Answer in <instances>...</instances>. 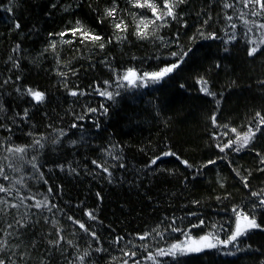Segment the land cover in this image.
<instances>
[{"label": "trees", "instance_id": "16d2710c", "mask_svg": "<svg viewBox=\"0 0 264 264\" xmlns=\"http://www.w3.org/2000/svg\"><path fill=\"white\" fill-rule=\"evenodd\" d=\"M149 2L155 14L135 0H0V168L7 176L0 185L8 190L0 192L7 202L0 203V241H6L0 258L6 264L9 258L81 264L85 252L83 264H264L261 229L234 245L158 255L187 234L227 240L234 208L264 228V125L241 151L235 144L220 151L238 134L255 131L257 113L264 117V9L246 0H170L174 19L165 15V0ZM213 33L215 39L206 38ZM188 50L159 82L130 86L121 79L128 69L159 71ZM201 78L214 95L201 91ZM28 88L43 92L44 101L33 100ZM105 90L114 98L99 94ZM17 147L25 151H9ZM166 152L175 155L151 165ZM45 199L46 207H35Z\"/></svg>", "mask_w": 264, "mask_h": 264}, {"label": "snow or ice", "instance_id": "6c2138e0", "mask_svg": "<svg viewBox=\"0 0 264 264\" xmlns=\"http://www.w3.org/2000/svg\"><path fill=\"white\" fill-rule=\"evenodd\" d=\"M179 2H183V0H179ZM247 2H252L254 4H258L260 5V7L262 9H264V2H262V0H246V6H247ZM135 3L139 6V7H145V6H148L151 8V11L155 14L157 12V8L154 4L150 3L149 0H144L143 3L140 2V0H135ZM226 7H228L229 5H225ZM165 7L167 8V12L165 13V15L167 16H172L174 19H175V15H174V12H173V7L171 6L170 4V0H165ZM9 11H11V9H9ZM114 12H115V9H111L109 10L106 14L108 16H112L114 15ZM258 13L256 12H253L252 15H257ZM157 19H162V17H157ZM228 19L230 20L231 17H228ZM79 24V21L77 22ZM141 23H144L143 21H141ZM245 23H247V21H245ZM15 27L16 28H19L20 27V24L19 23H16L15 24ZM115 27L117 29H120L121 28V23H117L115 25ZM144 27H147V24H144ZM233 27H235V25H233ZM261 28H264V25H260ZM82 28V26H81ZM81 28H77V29H73L72 32L73 34H75L76 32L80 31ZM249 31H251V29H249ZM85 37H87L89 34L85 31L82 33ZM138 34L140 35H143V36H147L148 33L146 32H140L138 30ZM61 36L64 35V33H60ZM206 38H210V39H215V34H210L208 37ZM93 40H100L101 37L100 36H93L92 37ZM230 39L234 40L235 39V36L233 35L232 37H230ZM19 47V46H17ZM52 47L55 48V42L52 43ZM101 48L104 47L103 44L100 45ZM259 48V45H257L256 47H253L250 49L249 51V56H252L254 55L257 50ZM191 50H188L182 54H180L179 56V59H178V62L177 63H173L171 65H167L165 67H162L159 71H156V72H152V73H144V77H148L149 79H151V81L153 83H156V82H159L161 79L169 76L171 73H173L177 68L180 67V65L184 62L185 58L189 55V52ZM173 56H176L177 53H172ZM136 76V72L135 70L133 69H128L127 73L122 77L123 80L125 81H128L129 84H133L135 83V80L134 79H130V77H135ZM144 77H141V79H143ZM19 79V78H17ZM203 84H204V87L201 88V91L206 93L207 95L209 96H212L214 95V93L210 92L207 88V81H203V78H201ZM7 83V81L5 82ZM107 83V82H106ZM17 91H20V89L18 88ZM26 94L27 95H30L33 100H35L36 102H43L44 99H45V94L41 91H34L33 89L31 88H28L26 89ZM71 95L75 96L77 95V93L75 91L71 92L70 93ZM101 96H106L109 100L113 99L114 98V94L112 92H109V91H101L99 93ZM119 93H116V95H118ZM217 103H219V101H217ZM103 107V106H102ZM89 112H95L97 111V109H94V108H90L88 109ZM107 108L104 109V112L107 113ZM257 117H259V123H257L255 125V131L252 130V128H249L248 132H246L243 136H240L239 134L237 135V139L236 141H229V143L227 144H224L223 147L220 148V151L223 152L225 149L227 148H232L233 144L236 145V147L234 148V150L236 152H239L241 151L242 149H244L247 145H249L250 141L254 138V136L256 135V133H259L261 131V125H264V117H260V113H257L256 114ZM28 116V112H27V109H25L24 111V118H27ZM82 119V117H81ZM212 121H213V124L216 123V118L215 116H213L212 118ZM73 127H76V125L74 124ZM97 128H99V125L97 124L96 125ZM233 132H235L236 130L235 129H232ZM61 135H64L63 132H61ZM37 144H39V141H36ZM73 144H75L76 142L73 141L72 142ZM42 147V145H41ZM9 151H14L16 153H20V152H23L25 151V149L23 148H20V147H17L15 149H9ZM169 155H175V153H163V155L161 157H157L156 159L152 160L151 161V165H155L157 160H160L162 159L164 156H169ZM259 155V154H258ZM261 160L262 162H264V157H261ZM183 163L187 166V167H191V165H188L187 161H183ZM209 164H214L216 163L215 160H210L208 161ZM93 164H96L95 161H93ZM149 165V166H151ZM35 167V165H33ZM97 167H101L100 165H96ZM120 167H124V165H120ZM105 173H107L109 175V177H111V172H109L108 168L107 167H104L102 169ZM74 171V170H73ZM0 176H3L5 179H7V176L5 175L4 171L2 168H0ZM247 186V185H245ZM5 191H8L7 189H5L3 187V185H0V192H5ZM49 192H51V189H49ZM253 196H259L260 194L259 193H256V192H253L252 193ZM97 196L99 198V193H97ZM217 199H219V197H217ZM0 203H4L6 204L7 202L6 201H3V200H0ZM194 203H198V202H194ZM42 206H47V200H43V201H37L36 204H35V207L36 208H40ZM11 207H17V205H11ZM259 208H262L264 209V199H261L259 201ZM256 210V206L254 205V208H253V211ZM233 212L235 213L236 215V228H235V231L232 233L231 236L228 237L227 240H219V238H214L215 239V242H210L209 241V236H211L212 234L209 233L208 236H203V237H200V240L201 241H209V242H206V243H203L202 245L200 246H189V247H181L180 245H172V247L167 251L165 252L164 250H159L158 251V255L160 256H165V255H171L173 257L177 256V255H187V254H198V253H202L203 251H205L206 249H216L218 248L219 245H229V244H235V242L238 240L239 237L241 236H244L247 234L248 230H251V229H261V230H264V228H262V225L257 223L255 217L249 219L247 214H245L244 216V219L247 220V223L241 227V224H240V215L241 213L236 211V209L234 208L233 209ZM86 215L89 216V218L91 219H95L94 215L91 213V212H87ZM194 215V214H193ZM71 219V218H70ZM76 223H79L78 221H76ZM204 221L201 220L200 221V224H203ZM200 225H194L193 227H199ZM9 227H11V225H9ZM79 227L81 229H85V225L83 223H79ZM85 231H87V229H85ZM173 231H179L178 228H174ZM10 235V234H9ZM93 237H95V233H92ZM145 236H147V233H145ZM144 237H141V239H143ZM118 239H122V238H118ZM51 243V242H50ZM70 243V242H69ZM5 244H6V241H0V253H4L5 252ZM56 245H59V240L56 241ZM239 250V249H238ZM97 251H99V249H97ZM88 253L85 252L84 253V256H87ZM132 255L134 256L135 253L133 252ZM84 256H81L79 259L81 260V264H83V259H84ZM149 259H155V257H153L151 254L149 255L148 257ZM0 264H6V261L4 258H0ZM8 264H13V262L11 261V259L9 258L8 259ZM125 264H127V261H125ZM137 264H139V262H137Z\"/></svg>", "mask_w": 264, "mask_h": 264}, {"label": "rangeland", "instance_id": "374dc122", "mask_svg": "<svg viewBox=\"0 0 264 264\" xmlns=\"http://www.w3.org/2000/svg\"><path fill=\"white\" fill-rule=\"evenodd\" d=\"M126 73L127 72H125L123 74V76ZM141 77H144V75H141L138 72H136V76L130 78V79H134L135 80V83L129 84L128 81H126V82L130 86H134V85H145V83L152 82L151 79H149L148 77H144L143 79H141ZM244 216L245 215H243V214L240 215V224H241V227H243L247 223V220L244 219ZM249 219H251V218L249 217ZM235 228H236V224H235ZM208 235H209V233H207L206 235H203V236H208ZM203 236H196V237H194V236H191V235L187 234L180 241L175 242L173 245H177L178 244L181 247H189V246H200L203 243H206V242H209V241L210 242H215V239L214 238H216V237L214 236V234H212L211 236H209V241H201L200 240V237H203ZM219 240L223 241V239H220V238H219ZM171 247H172V245L171 246H168L167 248L164 249V251L167 252Z\"/></svg>", "mask_w": 264, "mask_h": 264}, {"label": "water", "instance_id": "95a60500", "mask_svg": "<svg viewBox=\"0 0 264 264\" xmlns=\"http://www.w3.org/2000/svg\"><path fill=\"white\" fill-rule=\"evenodd\" d=\"M131 78V77H130Z\"/></svg>", "mask_w": 264, "mask_h": 264}]
</instances>
